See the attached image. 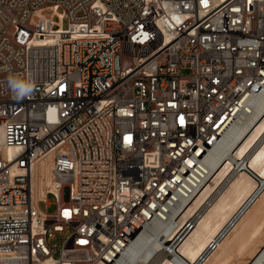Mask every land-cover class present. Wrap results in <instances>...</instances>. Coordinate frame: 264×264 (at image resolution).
<instances>
[{
    "label": "built area",
    "instance_id": "obj_1",
    "mask_svg": "<svg viewBox=\"0 0 264 264\" xmlns=\"http://www.w3.org/2000/svg\"><path fill=\"white\" fill-rule=\"evenodd\" d=\"M10 76L32 84L23 98ZM262 93L264 0H0V264H126L154 221L176 225ZM49 154L64 196L44 213L33 167ZM194 222L167 250L176 264Z\"/></svg>",
    "mask_w": 264,
    "mask_h": 264
},
{
    "label": "bare ground",
    "instance_id": "obj_2",
    "mask_svg": "<svg viewBox=\"0 0 264 264\" xmlns=\"http://www.w3.org/2000/svg\"><path fill=\"white\" fill-rule=\"evenodd\" d=\"M254 104L255 112L235 122L211 153L207 164L209 181L190 197L181 199L173 215L176 225L171 221H154L130 246L126 264H151L149 260L159 250L161 257L156 264H176L166 256L167 250L174 247L173 239L185 233V223L192 219L194 228L177 251L187 264H196L204 256L202 264H229L235 254H243L264 235V93ZM15 152L13 148L5 151L10 157ZM53 165L49 154L33 167L34 202L44 213L42 202L51 205L48 193L64 196L56 188ZM258 186L262 193L208 256L209 244ZM248 264H264V244Z\"/></svg>",
    "mask_w": 264,
    "mask_h": 264
},
{
    "label": "crops",
    "instance_id": "obj_3",
    "mask_svg": "<svg viewBox=\"0 0 264 264\" xmlns=\"http://www.w3.org/2000/svg\"><path fill=\"white\" fill-rule=\"evenodd\" d=\"M264 244V235L243 254H235L229 264H248ZM255 254V255H254Z\"/></svg>",
    "mask_w": 264,
    "mask_h": 264
},
{
    "label": "clouds",
    "instance_id": "obj_4",
    "mask_svg": "<svg viewBox=\"0 0 264 264\" xmlns=\"http://www.w3.org/2000/svg\"><path fill=\"white\" fill-rule=\"evenodd\" d=\"M10 88L13 90L14 98L21 99L31 89L32 84L10 76L8 80Z\"/></svg>",
    "mask_w": 264,
    "mask_h": 264
},
{
    "label": "rangeland",
    "instance_id": "obj_5",
    "mask_svg": "<svg viewBox=\"0 0 264 264\" xmlns=\"http://www.w3.org/2000/svg\"><path fill=\"white\" fill-rule=\"evenodd\" d=\"M67 24H68L67 22H64V27H65V28H67ZM184 73L187 74L188 71H184ZM48 189H49V188H48ZM48 191H50V190H48ZM48 195H50V193H48ZM49 199H50V201H51L53 204L50 206V208L48 209V211H49L50 213H52V212H54L55 209H56V205L54 204L55 199H54V197H53L52 195L49 196ZM41 206H42V208H44V209L46 208L45 204H41ZM55 241L58 242V243H61V242H62V240L59 239V238H57Z\"/></svg>",
    "mask_w": 264,
    "mask_h": 264
},
{
    "label": "snow or ice",
    "instance_id": "obj_6",
    "mask_svg": "<svg viewBox=\"0 0 264 264\" xmlns=\"http://www.w3.org/2000/svg\"><path fill=\"white\" fill-rule=\"evenodd\" d=\"M181 122H183V118L181 117ZM68 213L65 212V215H67ZM81 243H83V241H81Z\"/></svg>",
    "mask_w": 264,
    "mask_h": 264
}]
</instances>
